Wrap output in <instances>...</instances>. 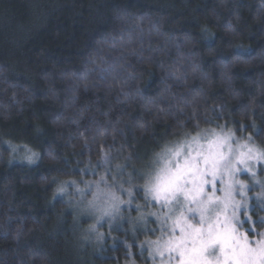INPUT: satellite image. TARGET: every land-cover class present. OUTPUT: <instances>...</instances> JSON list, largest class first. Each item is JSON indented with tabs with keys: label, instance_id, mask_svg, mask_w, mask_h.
I'll list each match as a JSON object with an SVG mask.
<instances>
[{
	"label": "trees",
	"instance_id": "1",
	"mask_svg": "<svg viewBox=\"0 0 264 264\" xmlns=\"http://www.w3.org/2000/svg\"><path fill=\"white\" fill-rule=\"evenodd\" d=\"M218 125L264 148V0H0V264H147L68 183Z\"/></svg>",
	"mask_w": 264,
	"mask_h": 264
},
{
	"label": "rangeland",
	"instance_id": "2",
	"mask_svg": "<svg viewBox=\"0 0 264 264\" xmlns=\"http://www.w3.org/2000/svg\"><path fill=\"white\" fill-rule=\"evenodd\" d=\"M178 138L170 141V145L168 144L166 148H162L153 155L147 169L143 168L142 172L132 169V173L138 174L136 179L140 180L139 182L135 180L131 182L132 174L129 172L121 171L122 169L116 167L110 170L108 166L105 167L104 163H101L102 172L97 170L96 175L89 179L68 183L74 200H79L81 203L77 202L81 208L75 204L74 210L85 216L88 215L91 222L90 227L83 229L80 233L78 230L75 231L78 244L92 241L95 243V237L98 234L108 235L111 232L110 228L123 227L131 235L135 232V228H141L145 231L142 233V245L146 249L147 264H176L175 253L170 254L165 251L163 256L159 255L156 251L157 243L154 242H159L162 247L164 242L173 235L172 219L178 215L180 205L173 203L172 211H169L164 201L157 202L154 199L149 189L155 182V178L167 168L175 167L178 161L182 163L190 151L195 155L198 150H207L208 142L217 139L225 141L222 147L225 153H228L231 148L233 159L240 151L247 152V148L253 149L254 155L264 154V148L249 139L250 136H239L225 125L201 129L195 134L182 135L180 139ZM241 145H247V147L242 149ZM177 151L180 152L179 157L174 155ZM248 166L251 167V171H245L246 166L241 165V171L233 177V180L246 185V196H236L237 200L244 203L233 223L239 233H251L250 239L254 241L258 238V233L264 232V227H261V230L255 228V224L259 226L260 218L264 217V207H261V202L264 200V159H253L248 162ZM220 186L218 181L217 188ZM236 187L239 188V185L237 184ZM205 190L210 192L211 185H206ZM59 192H65V190ZM217 195L222 193L217 192ZM180 199L182 201L183 198ZM71 202H74L73 199ZM104 208H107V215L102 211ZM229 216H231V209H229ZM253 218H255L254 222ZM149 233L151 236L147 237ZM178 234L176 232V235ZM124 264L135 263L130 261Z\"/></svg>",
	"mask_w": 264,
	"mask_h": 264
},
{
	"label": "snow or ice",
	"instance_id": "3",
	"mask_svg": "<svg viewBox=\"0 0 264 264\" xmlns=\"http://www.w3.org/2000/svg\"><path fill=\"white\" fill-rule=\"evenodd\" d=\"M224 144L217 139L208 142L207 150H198L195 155L190 151L182 163L178 161L175 167L157 176L149 189L169 211L173 203L180 205L178 215L172 219L173 235L162 247L154 242L159 255L163 256L165 251L175 253L176 264H264V232L253 241L251 233H239L233 223L244 203L236 196H246V185L233 177L241 171V165L246 166L245 171H251L248 162L264 159V154L254 155L253 149L247 148V152L240 151L233 159L231 148L228 153L222 151ZM174 155L179 157L180 152ZM28 159L31 162V157ZM206 185H211L210 192L205 190ZM102 211L108 214L107 208ZM260 223L264 224V217Z\"/></svg>",
	"mask_w": 264,
	"mask_h": 264
},
{
	"label": "clouds",
	"instance_id": "4",
	"mask_svg": "<svg viewBox=\"0 0 264 264\" xmlns=\"http://www.w3.org/2000/svg\"><path fill=\"white\" fill-rule=\"evenodd\" d=\"M129 195H131V192H129ZM96 238L98 240H102L103 239V236H102V234H98Z\"/></svg>",
	"mask_w": 264,
	"mask_h": 264
}]
</instances>
